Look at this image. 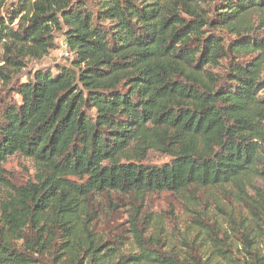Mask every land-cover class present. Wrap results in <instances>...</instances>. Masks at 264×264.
<instances>
[{
    "label": "trees",
    "instance_id": "trees-1",
    "mask_svg": "<svg viewBox=\"0 0 264 264\" xmlns=\"http://www.w3.org/2000/svg\"><path fill=\"white\" fill-rule=\"evenodd\" d=\"M7 1L0 264H264V0H15L3 17ZM55 33L69 62L19 81ZM16 153L26 182L2 167ZM212 189L224 220L194 219L179 249L142 207Z\"/></svg>",
    "mask_w": 264,
    "mask_h": 264
},
{
    "label": "rangeland",
    "instance_id": "rangeland-1",
    "mask_svg": "<svg viewBox=\"0 0 264 264\" xmlns=\"http://www.w3.org/2000/svg\"><path fill=\"white\" fill-rule=\"evenodd\" d=\"M15 0H8L5 7L1 11L3 17L7 16L14 8ZM90 2L92 0H89ZM18 22L16 19L12 25ZM218 32V31H217ZM222 34H227L226 31H219ZM218 32V33H219ZM55 41L58 43V47L51 50L49 55L44 57L40 61H28L26 68L18 76L19 81L23 82L27 80L26 76L28 72H32L38 68H46L51 71H55L57 65H66L69 59L61 56V48L59 42L61 37L59 33H55ZM3 51L0 48V66L4 64L2 55ZM224 68L220 65L219 69L215 71H222ZM259 95L264 96V89L260 91ZM20 100V97L16 94H9L6 89L3 88L0 83V101H8L10 99ZM169 158L166 155L159 152L151 151L146 159L147 163L159 164L168 161ZM2 167L6 172L13 176V180L19 182H26L33 178L35 174V167L33 161L21 154H13L9 156L2 164ZM255 185H260V180H255ZM7 191L0 188V204L6 198ZM191 197L188 194H180L173 192H160L152 194L143 200L142 207L147 208L153 217H157L160 224H163L165 231L167 232V238L169 246H174L176 249L183 247L182 236H185L186 240H193L194 234L191 232L194 226L193 220L198 217H207L211 219L224 220L225 216L221 212L228 209L229 202L225 199L220 190H198ZM108 203V202H107ZM106 203V204H107ZM134 203L131 196H121V200L117 203L118 210L116 211V219L126 220L127 211L130 210L131 205ZM139 203V202H137Z\"/></svg>",
    "mask_w": 264,
    "mask_h": 264
},
{
    "label": "built area",
    "instance_id": "built-area-1",
    "mask_svg": "<svg viewBox=\"0 0 264 264\" xmlns=\"http://www.w3.org/2000/svg\"><path fill=\"white\" fill-rule=\"evenodd\" d=\"M61 56H68V52H67V50L65 49V46H63L62 48H61Z\"/></svg>",
    "mask_w": 264,
    "mask_h": 264
}]
</instances>
